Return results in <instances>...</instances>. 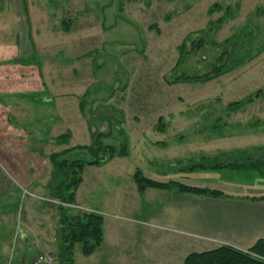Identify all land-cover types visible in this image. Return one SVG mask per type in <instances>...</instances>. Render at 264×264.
Wrapping results in <instances>:
<instances>
[{
  "label": "rangeland",
  "instance_id": "374dc122",
  "mask_svg": "<svg viewBox=\"0 0 264 264\" xmlns=\"http://www.w3.org/2000/svg\"><path fill=\"white\" fill-rule=\"evenodd\" d=\"M33 1L37 7L31 10V22L26 29L35 46L41 82L25 92L8 88L0 91V112L4 114L0 126L6 122L1 128L7 125L20 132L0 131V193L10 187L20 189L17 228L29 207L33 226L43 218L47 232L54 234L58 226L57 208L70 210L74 204H62L53 198L62 178L57 173L52 178L48 157L74 147L90 146L92 133L110 135L101 141L103 145L119 146L126 141L132 156L120 162H126L128 173L139 170L146 178L159 182L180 179L171 176L175 173L192 174L181 183L228 195H264V177L256 172L232 171L233 187L199 182L198 173L189 171L200 164L234 162L242 150L254 159L263 157L264 0ZM48 13L54 16L53 20L47 21ZM48 24L54 34L48 33ZM61 24L70 31L66 33ZM200 39L202 48L189 53L190 45ZM182 44L186 46L184 58L177 65ZM217 66H222L224 74L209 83L172 84L174 78L202 76ZM255 94L259 96L255 98ZM248 98L253 101L229 108ZM82 99L83 113L79 109ZM65 134H69L68 141L59 143L57 138ZM142 134L150 140L160 134H181L185 142L177 141L159 148L160 151L143 146L146 148L141 153L142 146L135 142ZM192 134L223 139L198 142ZM136 150L150 158L181 159L185 162L184 170H167L165 176L153 178L157 172L149 166L147 157L136 156ZM231 150H235L233 156H216ZM199 155L208 158L195 162ZM36 156L38 160H34ZM64 159L90 162L91 157L77 150ZM108 173L101 167L86 166L76 193L79 202H85L87 192L94 186L99 193H109L110 198L117 197L120 189L128 192L131 186L135 188L129 175L119 184L105 183ZM22 180L33 186L22 189L18 186ZM11 209L3 207L2 211ZM114 220L129 227L121 214H116ZM131 225L133 241L144 243L143 235L149 233L150 227ZM205 246L202 249L217 245ZM22 252L16 248V239L14 245L12 240L0 264H20ZM48 254L58 264L56 255ZM25 255V264H31L35 252L26 251ZM83 259L76 249L75 261L82 264Z\"/></svg>",
  "mask_w": 264,
  "mask_h": 264
},
{
  "label": "crops",
  "instance_id": "0c3cea01",
  "mask_svg": "<svg viewBox=\"0 0 264 264\" xmlns=\"http://www.w3.org/2000/svg\"><path fill=\"white\" fill-rule=\"evenodd\" d=\"M34 7H37V5L33 0H14V3L13 0H0V91L8 88L14 92H25L28 88L33 90L34 85L41 82L42 73L39 69L35 46L31 40L29 30L26 29L27 24L31 22V10ZM44 8L45 10L48 8L45 1ZM53 17L52 14L48 13L49 19L46 20L50 21L51 18L53 20ZM62 26L61 24V28ZM63 30L66 33L70 31L69 28ZM47 31L49 34H54L52 30H49V24L47 25ZM28 57L30 58L28 59ZM2 109L4 108L1 107ZM3 117L4 114L0 112V119ZM3 123L6 124V122L1 123L0 131L4 130L9 134L20 133L11 130L7 125L1 128L4 125ZM192 135L197 138L198 142L202 140L203 142L212 141L213 143L221 138V136L213 137L208 136V134ZM150 139L146 137V134H142L136 139L135 144L138 147L142 146L140 148L141 153L146 148L143 146L158 148L157 150L160 151L159 148H167L172 144H176L177 141L185 142L184 136L181 134H160L159 137ZM234 151L222 152L216 156L233 155ZM241 152H244V150ZM135 154L141 159L147 157L138 154L137 150ZM131 156L132 150L130 149L127 158H114L112 161L100 166L109 172L105 183L119 184L121 180L124 181L127 175L131 176L132 179L134 172L131 170L128 173L126 162H120L128 160ZM147 158L149 166L153 168L154 172H157V175H153V178L165 176L167 170L169 172H183L184 170L185 162L181 159L174 157L169 159H162L161 157ZM207 158L199 155L194 159L195 162H200ZM38 159L37 156L34 158V160ZM115 159H118L119 162H114ZM193 172L198 173L199 182H206L212 186H235L231 182L232 170L196 169L190 171V173ZM200 172L203 174L200 175ZM190 175L192 174H171V176H179L180 179L168 182L152 180L159 183H181L184 180L183 178L187 179ZM35 180L37 181V179ZM22 182L21 185H18L22 189L33 186V183L30 184L25 180H22ZM32 182L34 181L32 180ZM0 187H3V185H0ZM96 187H92L87 192L85 202H79L76 194L74 199V209L95 213L103 218L102 244L90 257L83 256L82 264H182L185 258L193 253L208 252L220 247H230L245 252L258 241H264V201H251V198H260L264 195H228L221 191L227 198L212 199L158 190H147L140 194L137 192L136 187L131 186L128 192L125 189H120L117 197L110 198L109 193H99ZM203 188L205 189V187ZM19 190L10 187V189L8 188L0 193L3 198L0 201V260L5 258L12 240L14 245L15 239L16 248L23 251L20 264H25L26 251H34V258L43 253H54L57 258L58 218L57 229L52 235L47 232L43 218L37 221L38 223L34 222L35 226H33V218L28 213V207L27 212L24 214L23 223H19V228H17L16 217L19 213L16 203ZM125 195H127V198ZM3 207H12L11 210L13 211L3 212ZM116 214L124 216L130 223L129 227L119 225L114 220ZM133 223L150 227L149 233L143 235L144 243L133 241L135 237L134 228L131 225ZM206 243L209 246H211V243H216L217 246L204 250L202 248H206ZM76 249L80 251L79 247L74 248L73 260L74 264H79L75 261ZM34 258L31 259V264Z\"/></svg>",
  "mask_w": 264,
  "mask_h": 264
},
{
  "label": "trees",
  "instance_id": "16d2710c",
  "mask_svg": "<svg viewBox=\"0 0 264 264\" xmlns=\"http://www.w3.org/2000/svg\"><path fill=\"white\" fill-rule=\"evenodd\" d=\"M212 10L208 12L211 15ZM221 22V21H220ZM66 23H63L65 25ZM67 26V25H66ZM68 27V26H67ZM67 29V28H65ZM203 46V40L193 42L190 45L189 53H196ZM186 46L182 44L179 50V58L177 65L184 58ZM224 74L222 66L214 67L209 73L202 76H181L174 78L172 84H206L212 80L218 79ZM259 94H255L257 98ZM84 98V97H83ZM253 98H248L245 102H238L229 105L230 107H239L243 104H249ZM84 101H80L79 109L83 113ZM160 122V120H159ZM162 131V128L158 129ZM109 134H91L92 144L88 147H74L69 150L61 151L49 155L48 160L55 174H59L62 178L58 183L53 198L57 199L62 204H74L75 194L82 180L80 178L86 166L100 167L103 164L112 161L114 158H127L129 156V148L124 141L119 146L103 145L101 142L108 139ZM69 134L62 135L57 138L59 143L65 144L68 141ZM85 151L90 157V162H84L82 159L75 161L65 160V156L71 151ZM260 152L259 149H257ZM254 154V153H253ZM82 155V154H81ZM239 159L228 164H213V165H197L189 169L207 170H224L232 171H252L264 177V153L263 157L254 159L247 153L239 154ZM233 156V155H232ZM81 157V156H80ZM237 161H240L239 163ZM237 162V163H236ZM132 181L138 193L142 194L147 190H158L164 192H173L176 194H187L198 197H209L212 199L227 198L226 195L216 190L200 189L188 187L181 183L169 182L159 183L150 180L136 170L132 175ZM251 201H264V197L251 198ZM74 206V205H73ZM70 209V208H69ZM57 218L59 223L58 235V264H74L73 252L74 248L79 246L80 253L84 257H90L100 247L103 240V218L95 213H88L76 210L71 207L70 210L59 206L57 208ZM182 264H264V241H258L248 251H238L230 247H220L212 251L203 253H193L188 255Z\"/></svg>",
  "mask_w": 264,
  "mask_h": 264
},
{
  "label": "built area",
  "instance_id": "2783aa9c",
  "mask_svg": "<svg viewBox=\"0 0 264 264\" xmlns=\"http://www.w3.org/2000/svg\"><path fill=\"white\" fill-rule=\"evenodd\" d=\"M54 258L49 254H40L32 264H54Z\"/></svg>",
  "mask_w": 264,
  "mask_h": 264
}]
</instances>
